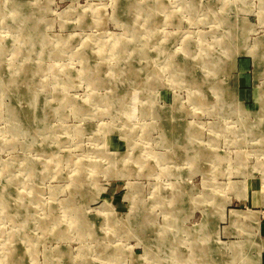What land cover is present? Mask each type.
<instances>
[{
	"label": "rangeland",
	"instance_id": "rangeland-1",
	"mask_svg": "<svg viewBox=\"0 0 264 264\" xmlns=\"http://www.w3.org/2000/svg\"><path fill=\"white\" fill-rule=\"evenodd\" d=\"M2 192L0 264H264V0H0Z\"/></svg>",
	"mask_w": 264,
	"mask_h": 264
},
{
	"label": "bare ground",
	"instance_id": "bare-ground-1",
	"mask_svg": "<svg viewBox=\"0 0 264 264\" xmlns=\"http://www.w3.org/2000/svg\"><path fill=\"white\" fill-rule=\"evenodd\" d=\"M14 5H15V4H14ZM27 31H28V30H27ZM229 50H230V49H229ZM29 85H30V84H29ZM9 194H10V193H9ZM6 196H7V195H6ZM6 196H5V194H3V192L0 193V205H1L2 209H3L2 211H4V212H6V211L8 210V209H7V208H8V206H7L8 203H7V202H8V199H10V196H7V197H6ZM4 212H3V213H4ZM11 214H13V211H12ZM11 214H10V215H11ZM258 247H259V246H258Z\"/></svg>",
	"mask_w": 264,
	"mask_h": 264
}]
</instances>
